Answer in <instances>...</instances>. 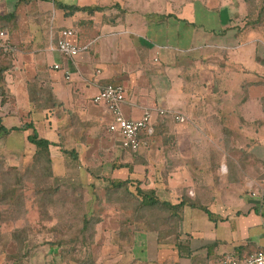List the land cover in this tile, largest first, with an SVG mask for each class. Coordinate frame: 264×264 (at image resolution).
<instances>
[{"label":"crops","instance_id":"1","mask_svg":"<svg viewBox=\"0 0 264 264\" xmlns=\"http://www.w3.org/2000/svg\"><path fill=\"white\" fill-rule=\"evenodd\" d=\"M246 2L236 16L235 0H0V16H14L9 117L35 122L53 143L52 160L64 158L63 174L82 167L114 182L137 178L163 201L195 204L178 209V237L160 244L155 231L136 230L106 264H220L264 250V33L250 24ZM69 28L78 32L74 42L90 45L76 59L56 50ZM109 83L124 86L128 119L153 112L135 154L122 150L107 130L113 115L93 101ZM32 87L51 91L60 105L34 110ZM159 109L170 111V126ZM63 138L81 164L64 154ZM109 138L119 146L94 148Z\"/></svg>","mask_w":264,"mask_h":264},{"label":"rangeland","instance_id":"2","mask_svg":"<svg viewBox=\"0 0 264 264\" xmlns=\"http://www.w3.org/2000/svg\"><path fill=\"white\" fill-rule=\"evenodd\" d=\"M263 2L247 0L252 18H256ZM242 6L243 0H235L230 13L237 16ZM246 47L252 50L251 45ZM259 61L264 65V44H258ZM2 109L7 127L31 122L9 117L8 110ZM31 133L30 129L0 136V264H106L122 250V225L130 216L126 209L135 208V204L127 193L109 189L111 179L105 173L97 175L73 167L63 174L64 158L55 157L49 163L46 157L37 155L27 140ZM117 138L94 144V148L101 151L107 145L118 147ZM252 139L253 143L258 141ZM62 140L68 159L78 162L79 157L71 153L76 146L68 138ZM259 150L261 147L254 155ZM107 157L112 159V154L102 153L100 159Z\"/></svg>","mask_w":264,"mask_h":264},{"label":"trees","instance_id":"3","mask_svg":"<svg viewBox=\"0 0 264 264\" xmlns=\"http://www.w3.org/2000/svg\"><path fill=\"white\" fill-rule=\"evenodd\" d=\"M76 10L93 12L95 9L92 10L84 7L83 8L76 7L72 9V11H76ZM7 16H0V30H6L8 31V33H10V31L13 30V27L12 25H10V22L14 18V16H8V17ZM250 16H251L250 24L254 29L258 27H264L263 25L264 2L260 10L257 12V16H255L256 18H252V15ZM12 66H13V57L0 54V136L1 137L9 136L12 132L15 131H23V130L31 129L32 133L27 137L28 142L35 147V151L37 155L46 157L49 163H52L53 160H52L50 147L53 145V143L48 139L42 138L39 135L38 131L36 130V127L34 126V121L27 123L23 127L22 126L7 127L3 123V118L6 116V114L1 112L3 110L2 108L5 109L10 108L9 107L10 96L6 88V81H5L6 73L9 70H11ZM112 84H117V83H112ZM30 94H31L30 95L31 100L33 102L32 108L34 110L40 109V110L51 111L54 105L55 106L60 105L56 102L53 105L54 98L51 91L50 92L41 91V90H37L35 87L34 88L32 87L30 89ZM8 112L9 111H7V113ZM162 117H164L162 123L166 122L168 118V126H170L171 118L173 119V116L168 114ZM122 150L125 152H130L131 154L137 153V152H131L124 148H122ZM63 152L64 154L68 153V149L63 148ZM71 153L74 157L78 156L76 150H71ZM108 182H110L109 189L111 191L121 190L127 193L128 196L130 197L129 200L135 204V208L126 209V211L129 212L130 216L127 217V219L122 225V233H124V236H122V240H128L132 236V233L136 230L155 231L158 234V238H159L158 240L160 244H163L168 239V237L171 236L178 237L179 233L175 228L177 227L176 225H178L179 222L181 221V215L178 213V209H181L187 204L192 206L195 205L194 203L187 200H184L179 204H172L171 202L163 201L157 196L156 190L143 188L142 187L143 181L137 178L129 177L123 181L114 182L111 180ZM206 212L208 213L211 219H215L212 212H210L208 209H206ZM262 212L264 215V202L262 205ZM233 256H237L238 258H240L244 255L235 254Z\"/></svg>","mask_w":264,"mask_h":264},{"label":"built area","instance_id":"4","mask_svg":"<svg viewBox=\"0 0 264 264\" xmlns=\"http://www.w3.org/2000/svg\"><path fill=\"white\" fill-rule=\"evenodd\" d=\"M78 32L74 28L62 30L56 50L65 58L76 59L78 55L88 50L90 45L79 46L73 41L77 37ZM16 47L11 41L10 34L6 30H0V54L6 56H14ZM55 69H61L59 64L53 66ZM66 79L71 78V73L68 69H64ZM125 88L120 84L109 83L102 87L100 92L94 97L93 101L96 104H104L107 110L113 115L114 121L108 126L107 130L112 135L120 138L122 148L131 152H138L144 145L142 135L149 133L150 123L153 118V112L148 110L144 115L137 120L128 119L125 117L122 107L126 101ZM159 115L166 116L170 114L169 110H157ZM177 122H184L185 117L175 115ZM264 183V182H263ZM261 195L258 191H253L252 196ZM220 264H264V250H258L240 258L227 255Z\"/></svg>","mask_w":264,"mask_h":264}]
</instances>
